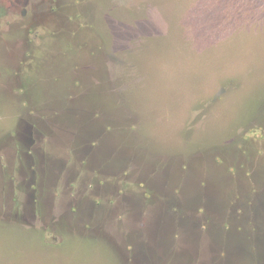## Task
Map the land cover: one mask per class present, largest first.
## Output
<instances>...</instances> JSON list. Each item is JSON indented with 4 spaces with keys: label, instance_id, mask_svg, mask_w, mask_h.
Wrapping results in <instances>:
<instances>
[{
    "label": "rangeland",
    "instance_id": "obj_1",
    "mask_svg": "<svg viewBox=\"0 0 264 264\" xmlns=\"http://www.w3.org/2000/svg\"><path fill=\"white\" fill-rule=\"evenodd\" d=\"M73 79L83 85L72 88ZM68 92H78L84 115L124 120L115 141L180 205L183 195L210 192L246 210L259 198L264 226V0H0V264H206L208 224L196 222L190 246L177 244L162 218L161 235L153 231V204L105 231L84 230L67 213L51 223L47 210H26L40 175L14 153L31 139L18 121L48 93ZM191 210L205 215L204 202ZM119 222L143 235L126 245ZM250 258L264 263L263 240Z\"/></svg>",
    "mask_w": 264,
    "mask_h": 264
},
{
    "label": "flooded vegetation",
    "instance_id": "obj_2",
    "mask_svg": "<svg viewBox=\"0 0 264 264\" xmlns=\"http://www.w3.org/2000/svg\"><path fill=\"white\" fill-rule=\"evenodd\" d=\"M42 42L36 39L35 45ZM73 80L72 88L83 85ZM77 94L78 92H68L63 98H51L48 93L33 105L39 108L34 115L18 121L21 134H27L31 139L25 140V146L20 150L14 145V153H20L27 160L26 165L32 174L36 168L40 175L37 188L30 196L34 199L33 204L25 207L26 210H47L51 223L63 219L67 213L68 218L80 224L84 230L105 231L113 219L140 217L145 208L153 204L155 209L150 214L157 221V227L153 231L161 235L158 223L162 218L168 227V235L173 232L177 244L183 240L182 245L190 246V241L197 234L196 222L204 221L205 225L208 224L206 237L210 255L207 261L203 260L206 264H237L239 256L248 258L246 264H260L250 258L255 256L256 242L264 241L259 198H255L252 205L250 200H246L250 206L246 210L236 206L232 210L228 207V200L225 201L223 197L219 201L218 196L210 192H207L209 194L204 200L183 195L186 198L185 204L180 205L179 194L172 192L166 195L163 181H153L156 172L145 170L142 160L135 152L115 141L114 133L124 120H113L103 114L84 115V109L74 104ZM30 182L34 183V180ZM30 182L22 183L27 188ZM180 182L181 179L177 186ZM169 199V203L172 202L173 205L165 208L164 203ZM67 200L71 210L61 211ZM200 202H204L205 215L196 216L191 209ZM207 202L216 203L220 212L207 214ZM57 203H61V206L56 205ZM54 205L59 210L55 211ZM139 207L142 209L137 210ZM240 213L243 215L239 216ZM228 219L234 226L228 223ZM211 227L216 229L213 232L220 238L216 239L217 235L208 231ZM117 229L125 244L131 240V235H143L142 227L135 230L122 228L121 222L117 224ZM145 234H149L148 227ZM230 235L237 238L229 239ZM185 236H188L187 239ZM130 252L126 253L128 259L131 258ZM139 256L143 262L148 253L141 250Z\"/></svg>",
    "mask_w": 264,
    "mask_h": 264
},
{
    "label": "crops",
    "instance_id": "obj_3",
    "mask_svg": "<svg viewBox=\"0 0 264 264\" xmlns=\"http://www.w3.org/2000/svg\"><path fill=\"white\" fill-rule=\"evenodd\" d=\"M239 257H240V256H239ZM239 257H238V258H239ZM238 258H237V259H238ZM236 261H237V260H236Z\"/></svg>",
    "mask_w": 264,
    "mask_h": 264
}]
</instances>
